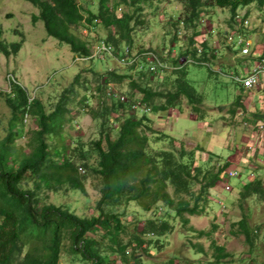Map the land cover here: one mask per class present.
Listing matches in <instances>:
<instances>
[{"label": "trees", "instance_id": "1", "mask_svg": "<svg viewBox=\"0 0 264 264\" xmlns=\"http://www.w3.org/2000/svg\"><path fill=\"white\" fill-rule=\"evenodd\" d=\"M25 1L38 9L33 22L41 21L47 36L68 45L74 57L93 64L99 59L108 63V68L103 71L92 65L82 69L69 88L48 101L38 94L32 97L20 84L10 81V91L2 96L12 113L8 133L0 138V264H61L66 242L70 243L68 250L74 258H81L84 264H145L142 252L154 256L152 250L164 249L178 219L189 228L190 217L207 216L208 207L226 215L220 209L223 201L212 196V191L218 194L219 184L231 191L235 187L230 181L239 178L236 189L241 203L253 198L264 203V156L263 165L246 169L248 172L241 175L235 170L237 176L233 177L228 170L233 162L221 154L208 150V158L202 161L206 149L200 145L194 150L184 144L178 147V139L168 132L162 137L150 136L156 133L150 125L154 121L150 114L174 109L181 113L186 104L199 123L208 122L201 108L205 100L189 80L188 65L211 67L216 62L221 50L212 44L214 31L210 29L206 32L208 37L202 38L203 21H213L219 10L229 12L231 26L239 24L241 28L230 36L229 32L219 31L220 37L226 36L224 49L244 58L232 73L241 90L234 103L228 104L231 119L218 115L215 122L231 120L234 124L228 125L227 134L223 135L226 139L230 131L235 136L234 126L239 124L249 123L248 128H253L254 133L257 129L264 131V108H258L256 102L257 109L250 112L244 105V96L253 91L256 99H264V82L249 90L235 80L237 75L249 74L254 64L251 60L264 57V45L255 59V51L252 55L241 54L243 45H238V40L248 41L250 37L249 22L241 20L239 11L256 4L264 12V0ZM164 1L179 3L182 8L179 18L171 15L172 37L165 38V49L153 53L146 49L144 37L154 29V19ZM90 29L98 31L100 38H81ZM165 35H169L168 30ZM3 36L0 25V52L7 58L18 54L23 41L9 45ZM95 44L107 46L111 52L105 53V58H93ZM224 56L222 52V57H227ZM181 59L186 60L184 64ZM110 62L112 66L120 64L123 70L110 69ZM220 66L221 72L226 69L228 73L229 63L222 62ZM87 74H92L94 80ZM120 85L128 90L120 91ZM239 111L245 116L244 122L237 118ZM77 114L88 115L96 122L98 139L85 142L68 134L64 127L77 123ZM27 119L36 124L29 131ZM23 138L27 139L24 149L28 146V150L16 145ZM162 139H168L172 147H154L162 144ZM90 176L96 180L100 193L97 215L80 217L69 206L48 201L50 193L62 190L86 195L84 180ZM231 199L227 201L231 203ZM132 202L140 206L142 215L150 216L139 222L135 217L133 232L125 222L124 211ZM251 215V211L244 213L233 224L238 228L232 232L244 236L252 254L263 226L253 225ZM218 226L200 230L212 240L214 264L228 255L226 244L214 237ZM193 245L205 251L201 244ZM249 259L251 262L245 264H253L257 258ZM164 264L179 263L174 256Z\"/></svg>", "mask_w": 264, "mask_h": 264}, {"label": "rangeland", "instance_id": "2", "mask_svg": "<svg viewBox=\"0 0 264 264\" xmlns=\"http://www.w3.org/2000/svg\"><path fill=\"white\" fill-rule=\"evenodd\" d=\"M91 3L92 0H85ZM157 5H160L158 2ZM181 4L164 1L160 7L159 12L154 19V29L144 37L146 49L154 51L153 53H161L165 49V38L172 37L171 15L179 18ZM38 14V9L31 3L25 0H0V25L4 29V40L10 45L13 43H20L23 41V46L18 54H12L9 58L5 57L0 52V138H3L8 133V122L11 117V110L9 109L6 99L2 97L6 92L10 91L9 80L15 81L20 84L25 90L33 96L36 94L41 95L44 101H48L50 97L57 98L61 93L69 88L73 83L76 75L92 65L99 70H107L108 63H104L99 59L94 61H86L74 57L70 47L66 44H60L56 39L47 36L44 25L41 21L34 24L33 16ZM167 16L164 17V15ZM241 20L245 19L249 22V37L248 42L252 45V51L255 55H259L264 45V12H261L256 4L249 8L239 11ZM205 18L204 36L210 29L214 31L212 44L215 45L221 53L216 62H212L209 66H197L194 63L188 65L189 80L195 87L199 95L204 98V104L201 106L208 122H201L197 120V115L192 112V108L186 104L183 112L172 110L169 113H162L156 115L150 114L153 118V123L150 124L156 133H150V136L157 138L162 137L163 133H170L178 141L176 146L181 147L183 144L188 150H194L197 146H202L206 149V153L202 157V161L208 158L210 151L215 155L223 156L233 162V166L228 170H237L241 172H248L246 169L255 170L258 165H263L262 156H264V131L258 130L254 133L253 128H248L250 124L235 125V136L230 131L228 139L224 138L228 131V125L232 124L225 121H216L214 117L223 115L231 119L228 112V104L234 103L237 95L240 93V86L234 81L233 74L235 67L242 62L241 55H234L231 51L224 49L225 37L219 36V31L229 32V36L233 32H240L241 28L238 25L231 26L230 13L219 10L217 16L213 21ZM169 35H165L167 30ZM81 38L97 40L100 38V33L96 30H86ZM230 38V37H229ZM229 42V39H227ZM97 43V42H96ZM103 48L99 45L93 48V58L100 56L104 58L105 55L99 54L100 49ZM168 49L166 54L168 55ZM222 52L225 53L226 58L222 57ZM159 55V54H158ZM157 55V56H158ZM175 55H173L174 57ZM186 60L181 59L184 64ZM254 62V60H251ZM229 63L228 73L225 70L220 71V63ZM116 63V62H115ZM248 64V62H246ZM253 64V63H251ZM111 67V68H110ZM119 67L121 71L123 67L116 63L114 66L109 63V68L113 69ZM172 68V67H169ZM164 73V72H163ZM88 75V74H87ZM162 78V75H160ZM88 78L93 81V75L89 74ZM90 81V82H91ZM160 83V82H159ZM93 87V86H92ZM167 87H165V90ZM120 91L126 92V86H119ZM264 99H256L254 91L244 96V105L250 112L258 108H264ZM258 105H256L257 103ZM96 103V102H95ZM100 103V101H97ZM138 105V104H137ZM227 105V106H225ZM221 107V108H220ZM212 109V110H211ZM244 115L239 111L238 120L244 122ZM77 123L73 126L66 125L64 129L70 136L75 139L82 138L85 142L92 139H98V126L96 122L88 115H76ZM206 120V119H205ZM210 123V124H209ZM35 122L32 120L27 122L26 131L35 127ZM249 125V126H248ZM245 126V127H244ZM254 126H256L254 124ZM256 130V129H255ZM254 133V134H252ZM222 135V136H220ZM218 138V140H217ZM222 139V140H221ZM165 141V142H164ZM67 142H69L67 140ZM27 139L19 140L16 145L24 149ZM237 145V146H236ZM154 147L164 149L171 148L168 139H162V144H154ZM236 147V149H235ZM28 146L24 150H28ZM231 148V149H229ZM210 150V151H208ZM233 150V151H231ZM95 161V159H93ZM199 163V162H198ZM245 170V171H244ZM250 178H255L254 175H246ZM237 179H232L230 182L232 186L231 191H227L224 185L219 184L220 188L218 194L212 191V196H219L223 201L221 210L226 213L222 216L220 211L208 207L207 216H191V223L185 227L183 222L178 219L175 224V230L167 237L169 243L162 250H152V255L142 252L145 264H164L170 258H176L179 264H214V248L211 246V238L206 234H200V230L209 231L213 229L214 224H219L218 229L214 232V237L219 242L226 244L228 255L223 257L221 261L215 264H245L251 262L252 256L257 258L253 264H264V203L257 202L255 198L241 203L239 193L236 189ZM86 187V195L80 192L68 190L59 193H50L48 201L59 206H69V208L80 217H92L97 215L96 206L100 199V193L96 188V180L90 176L84 180ZM234 189V190H233ZM232 195V196H231ZM232 198L230 201H227ZM125 209V208H123ZM252 212L250 221L253 225L262 224L263 234L258 240L255 251L251 254L249 252V245L244 241L243 235H236L232 229H237L238 225H233L238 220H241L245 214ZM125 222L129 230L133 232L134 224L133 219L138 217V221H145L150 216L142 215L140 206L132 202L129 209L124 210ZM153 215L152 212H149ZM141 222V226H142ZM221 226V227H220ZM195 228L198 231H192ZM201 244L204 252L200 251L193 245ZM70 243L66 242V248L61 258V264H84L81 258H74V255L68 250ZM200 252V253H197ZM242 258H248L245 261ZM187 259V260H186ZM188 261V262H187ZM182 262V263H180ZM130 264H134L132 261Z\"/></svg>", "mask_w": 264, "mask_h": 264}, {"label": "built area", "instance_id": "3", "mask_svg": "<svg viewBox=\"0 0 264 264\" xmlns=\"http://www.w3.org/2000/svg\"><path fill=\"white\" fill-rule=\"evenodd\" d=\"M238 45H243L241 54H250L251 53V44L245 42L243 39L238 40ZM111 52V49L107 46H103L100 49L99 53L105 55V53ZM235 80L243 84L246 89L254 90L257 89L264 80V58L255 63V65L250 70L249 74L243 76H235ZM263 128V127H262ZM229 176H237V172L234 170L229 171Z\"/></svg>", "mask_w": 264, "mask_h": 264}, {"label": "clouds", "instance_id": "4", "mask_svg": "<svg viewBox=\"0 0 264 264\" xmlns=\"http://www.w3.org/2000/svg\"><path fill=\"white\" fill-rule=\"evenodd\" d=\"M245 42H248V41H245ZM103 46H104V45H103ZM103 46H101V47H103ZM251 49H252V45H251ZM253 52H254V50H253V51L251 50V53H250V54L252 55ZM99 54H100V53H99ZM250 54H246V55H250ZM105 56H106V54H105ZM256 56H258V55H255V56L253 57V59H255ZM99 57H100V56H99ZM104 58H105V57H104ZM263 58H264V57H262L261 59L255 60V61H254V64L250 67V70L252 69V67L255 65L256 62L262 60ZM81 60H82V59H81ZM10 81H11V80H9V88H10ZM13 81H14V80H13ZM263 82H264V80H263ZM263 82H262L261 85H263ZM27 121H28V119H27Z\"/></svg>", "mask_w": 264, "mask_h": 264}]
</instances>
